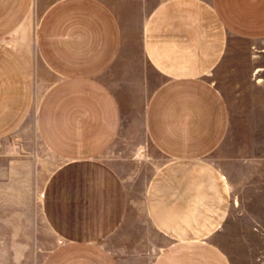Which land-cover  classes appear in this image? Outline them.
Here are the masks:
<instances>
[{
    "label": "crops",
    "instance_id": "1",
    "mask_svg": "<svg viewBox=\"0 0 264 264\" xmlns=\"http://www.w3.org/2000/svg\"><path fill=\"white\" fill-rule=\"evenodd\" d=\"M28 4L0 0V138L24 122L32 102L25 56L2 39ZM260 39L264 0H52L37 45L55 79L39 101L37 122L63 164L43 189L60 239L44 264H124L110 241L136 246L126 236L136 231L126 184L104 158L124 123L120 84L108 79L122 66L142 77L150 69L158 74L144 120L169 162L151 179L143 210L168 243L153 264H230L210 237L227 224L239 184L234 170L245 162L228 161V154L210 159L228 149L232 128L231 105L214 74L222 65L228 72L229 56L253 63L259 54L251 43Z\"/></svg>",
    "mask_w": 264,
    "mask_h": 264
},
{
    "label": "rangeland",
    "instance_id": "2",
    "mask_svg": "<svg viewBox=\"0 0 264 264\" xmlns=\"http://www.w3.org/2000/svg\"><path fill=\"white\" fill-rule=\"evenodd\" d=\"M51 2L29 0L20 24L2 36L8 47L21 48L34 88L24 122L0 138V264H44L60 244L47 220L42 195L49 177L63 160L48 148L37 122L39 101L55 79L37 45L38 27ZM251 44L252 51L259 54L253 63L229 56L228 72L222 65L214 74L230 102L232 128L224 144L228 149L222 148L210 159L220 160V155L228 154V161L245 162L234 170L239 184L237 194L232 196L227 224L210 237L226 252L230 264H264V69L252 72L255 66L264 68V39ZM141 58L145 62V56ZM124 68L108 74L109 81L120 84L125 115L121 134L104 158L116 167L126 184L130 222L136 226V231L126 232V236L135 240L136 246L120 248L115 241L110 245L117 256L125 259L124 264H153L168 243L164 235L150 227L143 210L151 179L169 162L151 141L144 120L158 74L150 69L148 76L142 77Z\"/></svg>",
    "mask_w": 264,
    "mask_h": 264
},
{
    "label": "bare ground",
    "instance_id": "3",
    "mask_svg": "<svg viewBox=\"0 0 264 264\" xmlns=\"http://www.w3.org/2000/svg\"><path fill=\"white\" fill-rule=\"evenodd\" d=\"M262 69H264V68H262V67H258L257 68V70H256V72H258V71H260V70H262ZM262 78H260V80H261Z\"/></svg>",
    "mask_w": 264,
    "mask_h": 264
}]
</instances>
